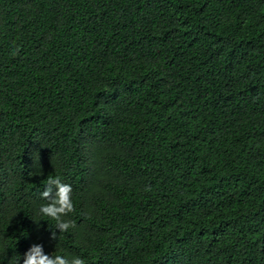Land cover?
<instances>
[{
  "label": "trees",
  "instance_id": "1",
  "mask_svg": "<svg viewBox=\"0 0 264 264\" xmlns=\"http://www.w3.org/2000/svg\"><path fill=\"white\" fill-rule=\"evenodd\" d=\"M33 243L264 264V0H0V264Z\"/></svg>",
  "mask_w": 264,
  "mask_h": 264
},
{
  "label": "clouds",
  "instance_id": "2",
  "mask_svg": "<svg viewBox=\"0 0 264 264\" xmlns=\"http://www.w3.org/2000/svg\"><path fill=\"white\" fill-rule=\"evenodd\" d=\"M50 184L56 185L55 192L51 188H45L41 193L42 197L50 200L47 204L40 206V213L48 218H51L56 227L61 231H67L72 222L64 220L62 217L72 211L73 204L71 200V186L60 183L58 179H52ZM55 238V233L50 232V239ZM18 264H85V261L80 256L62 255L59 252L55 255H49L44 252L43 245L40 243L31 244L23 253L22 262L18 260Z\"/></svg>",
  "mask_w": 264,
  "mask_h": 264
}]
</instances>
